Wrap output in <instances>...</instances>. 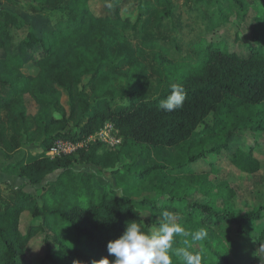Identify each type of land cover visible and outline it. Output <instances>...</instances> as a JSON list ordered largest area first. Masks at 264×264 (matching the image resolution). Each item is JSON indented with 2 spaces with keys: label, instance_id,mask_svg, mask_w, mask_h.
Instances as JSON below:
<instances>
[{
  "label": "trees",
  "instance_id": "trees-1",
  "mask_svg": "<svg viewBox=\"0 0 264 264\" xmlns=\"http://www.w3.org/2000/svg\"><path fill=\"white\" fill-rule=\"evenodd\" d=\"M133 1L101 16L91 0H37L33 11L57 14L59 19L44 36L28 32L17 44L10 16L0 19V50L5 53L0 112H6V123L0 113L1 150H16L7 124L32 144L41 141L46 150L58 140L78 142L107 123L118 129L121 139L112 147L94 142L71 154L10 165L25 184L44 189V201L40 205L21 187L0 193V264H34L28 258L37 239L44 243L46 264L111 261L107 244L123 234L128 222L155 232L164 211L174 213L187 232L204 233L199 242L190 235L175 236L173 244L190 245V251L199 252L201 264H238L253 258L262 264L264 201L243 205L234 182L211 179L210 172L219 170L208 171L202 164L223 155L222 162L236 175L261 171L264 141L256 142L257 150L246 151L240 140L245 134L264 137V27L251 29L257 44L248 45L246 55L232 52L222 40L208 41L206 34L235 25L233 14L244 21L243 0H185L205 20V30L185 54L172 0ZM235 38L240 41L238 34ZM25 57L37 66V75L22 72ZM172 85L183 89L185 100L181 108L166 112L159 105ZM63 91L68 111L60 104ZM28 97L37 107L34 114ZM54 104L62 110L60 118L49 111ZM133 142L177 148L171 167L144 172L148 176L159 169L154 177L159 181L157 199L135 201L116 191L98 192L90 174L80 175L78 187L73 186L75 164L115 167ZM55 172L53 182H44ZM28 217L30 224L24 228ZM172 261L179 264V257Z\"/></svg>",
  "mask_w": 264,
  "mask_h": 264
},
{
  "label": "rangeland",
  "instance_id": "rangeland-1",
  "mask_svg": "<svg viewBox=\"0 0 264 264\" xmlns=\"http://www.w3.org/2000/svg\"><path fill=\"white\" fill-rule=\"evenodd\" d=\"M37 0H0V19L3 20L5 14L10 16L11 22V32L13 34V44H17L23 37L27 35L28 32L34 33L36 36H44L46 32L52 31L53 25L59 19L57 14H52L49 12L37 13L33 11V7ZM173 4L177 9V17L175 19L176 27L181 37V44L185 54L190 53L191 44L195 41L197 37L202 32L204 28L205 20H202L195 9L191 6L192 4H187L185 0H172ZM134 3L133 0H91L92 9L97 15L106 16L110 14L111 10L117 7L127 8L130 4ZM245 6V13L247 14L246 19H237L235 14L232 16V22L239 26V29L232 23H228L220 28L206 34L208 41L216 42L223 41L227 46H229L230 51L237 52L238 54H247L248 45H256L257 42L251 39V29L254 25L258 27H264V0H243ZM262 28V27H261ZM239 32V33H238ZM236 34L239 35V40L236 41ZM255 36L259 37L258 32H255ZM4 50H0V71L3 68L4 62ZM22 72L25 75L35 76L38 73L37 66L28 58H24V65ZM52 100V99H51ZM68 96L63 91L60 104L69 110ZM28 109L31 114L36 113L37 107L34 102L28 97ZM49 111L55 118H60L62 115V110L59 105H49ZM1 117L4 123H6V112L1 111ZM110 124V123H109ZM8 139H13L15 137V148L13 152L5 153L0 149V193L7 194L13 191V188H23L24 191L33 193L35 198L38 200L39 204L42 205L44 198L42 194L44 189L41 186L37 188L35 186H30L25 184V180L19 177L13 168H10L11 164L22 161L27 162L34 158L48 156L54 158L49 151L46 150L44 145L39 141L37 144H32L31 140H28L25 135L20 133V131H14L13 128L6 125ZM99 128L95 130L91 135H83L82 143L88 142V138L95 140H101L103 146L112 147L110 142L116 144L115 134H118V129L111 124L110 127L105 129L108 133H104L103 129ZM257 135L245 134L240 140V147L248 151L251 147L258 149L256 142L263 143L264 137L257 140ZM257 140V141H256ZM46 150V151H45ZM8 154L13 156V159L8 158ZM177 154V148L175 147H164V148H152L150 146L141 147L137 143H132V149L130 152L122 158V162L112 167L109 165L107 168L98 166L95 164H75L73 166L74 172L78 175L73 181V186L78 187L79 176L82 174H90L92 176V188L102 193H109L116 191L118 194H124L130 196L135 201H140L142 199H157L158 190L157 185L159 181L156 180L157 172L159 169H153L151 175H146L144 172L150 167H171L173 160ZM45 155V156H44ZM222 156H219L218 160L208 157L204 160L202 164L203 167L207 168L208 171L213 167L217 168L222 173L210 172L211 179H228L234 182L240 193V201L242 204H248L252 200L264 201V163L262 164L261 171L253 176L236 173L230 168L226 167L224 161L222 162ZM200 168H198L199 170ZM224 169V170H223ZM58 172L50 174L44 182H53L56 179ZM49 186V185H48ZM54 188V184L50 185ZM49 186V187H50ZM180 223L179 221H177ZM30 224V218H25L22 222L24 228ZM158 230H155V232ZM38 242V243H37ZM44 243L37 239L35 241V246L33 250V257L28 258L32 260L34 264H42L44 254ZM253 261H248V259L238 262V264H255L260 263L258 258H253ZM255 262V263H253ZM31 264V262H30Z\"/></svg>",
  "mask_w": 264,
  "mask_h": 264
},
{
  "label": "clouds",
  "instance_id": "clouds-1",
  "mask_svg": "<svg viewBox=\"0 0 264 264\" xmlns=\"http://www.w3.org/2000/svg\"><path fill=\"white\" fill-rule=\"evenodd\" d=\"M185 95L178 85H172L171 93L159 107L166 112H172L183 106ZM163 221L156 232L145 231L136 221L127 223L123 234L107 244V250L114 259L104 258L94 264H173L172 257H179V264H201L199 252L190 251L191 247L173 248L174 237L191 236L192 241L199 242L204 238L201 230L187 232L177 222L174 213L163 212ZM264 250V244L259 251ZM264 264V259H262Z\"/></svg>",
  "mask_w": 264,
  "mask_h": 264
},
{
  "label": "built area",
  "instance_id": "built-area-1",
  "mask_svg": "<svg viewBox=\"0 0 264 264\" xmlns=\"http://www.w3.org/2000/svg\"><path fill=\"white\" fill-rule=\"evenodd\" d=\"M111 126V123H107L105 124L103 127H101L104 131V133L108 134L105 129H107L108 127ZM100 129V130H102ZM118 134L114 135V138L116 139V144L120 143V138L117 136ZM88 142H84L82 143V140L78 141V142H70V141H66V140H58L51 148H50V153L52 155L56 156H61V155H66V154H71L76 152L79 148L87 145V144H91L94 142H102L101 140H95L94 142H92V139L87 140ZM110 144H112V146L116 145L113 144V142H110Z\"/></svg>",
  "mask_w": 264,
  "mask_h": 264
}]
</instances>
